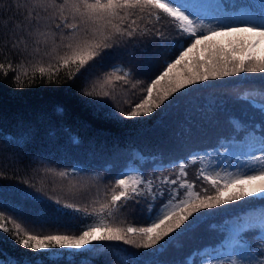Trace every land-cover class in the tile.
<instances>
[{"label":"trees","instance_id":"1","mask_svg":"<svg viewBox=\"0 0 264 264\" xmlns=\"http://www.w3.org/2000/svg\"><path fill=\"white\" fill-rule=\"evenodd\" d=\"M15 2L0 0V11ZM184 2L219 11H224L225 5L237 15L246 10L264 13V0ZM231 5L241 7L233 9ZM235 17L237 23H249L245 16ZM56 22L53 19L44 30L52 32L59 44L60 34L54 31ZM137 24L152 31L147 35L117 38V46L105 50L106 58L91 70L87 79L69 80L67 70H61L53 77V84L47 80L42 82L37 76L29 87V78L22 77L25 87L19 88L13 80L16 73L9 71L5 77L0 72V211H4L6 217L37 220L43 224L39 229L43 234H78L95 217L85 219L83 212L62 205L74 204L92 212L99 207L93 201L102 200L114 180L127 173L154 181L151 193L145 188V196L138 197V203H130L126 211L118 214L124 221L122 226H145L152 195L167 189L168 186L161 183L163 178H177L179 163L197 161L188 164L187 179L192 181L196 180L199 168L209 165L223 169L222 174L245 171L244 164L236 167L237 162L249 161L253 145L264 148V140L258 143L264 137V110L256 106L264 103V74L260 73H244L193 85L182 90L183 94L174 93L148 116L130 119L121 115L143 99V89L171 59L169 45L182 39L174 22L164 16L159 23L137 19ZM157 29L164 33L165 39L152 34ZM137 31L139 33V29ZM43 51L42 46L41 54ZM22 59L16 49L0 39V63H12L15 68ZM116 66L131 72L128 83L113 77L111 87L115 88L116 99L84 95L94 86L97 93L108 90L110 86L101 88L103 78ZM245 96L247 100L243 99ZM104 104L110 107H101ZM60 173L67 176L61 177ZM196 184L197 189L209 187L200 180H196ZM65 192L67 197L61 198L57 205L52 197L55 193L62 197ZM90 192L92 194L86 197ZM161 202L157 200L156 207ZM241 221H249L246 239L257 257L264 259L259 257L260 251H264V240H261L264 239V201L249 197L246 201L207 210L195 229L181 233L179 239L171 243L162 242L163 247L157 245L150 249L136 248L122 241H106L89 246L95 251L57 248L33 252L0 230V262L216 264L225 261L227 264V260L236 255L234 230Z\"/></svg>","mask_w":264,"mask_h":264},{"label":"snow or ice","instance_id":"2","mask_svg":"<svg viewBox=\"0 0 264 264\" xmlns=\"http://www.w3.org/2000/svg\"><path fill=\"white\" fill-rule=\"evenodd\" d=\"M223 7L226 16L254 14L247 11L237 15L227 6ZM231 7L235 9L238 6ZM248 7L251 8L250 5ZM255 15L258 17L256 23H230L219 18L214 19L213 25L205 24L199 16L189 13L178 0H16L0 11V39L16 49L24 59L15 68L12 63H0V72L5 77L9 71L16 73L13 80L19 88L25 87L22 77L29 78V87L37 76L42 82L47 80L53 84V77L61 70H67L69 80L77 77L87 79L91 70L106 58L105 50L117 46V38H132L152 31L147 26L140 28L137 19L159 23L164 16L174 22L182 39L169 45L172 49L171 59L165 62L164 70L143 89V99L131 105L129 111L121 112L126 118H140L151 115L174 93L183 94L182 90L190 89L193 85L244 73L264 74V48H261L264 45V13ZM53 19L58 21L54 24V31L60 34L59 44L52 32L44 30ZM152 34L165 39L159 29ZM217 37L224 39L217 40ZM130 76V71L116 66L103 78L101 88L110 86L108 90L97 93L94 86L84 95L116 99L113 95L115 88L111 87L113 77L116 81L128 83ZM243 99L247 100L248 97ZM256 106L264 110V103ZM248 135L252 136L251 133ZM261 140L264 137L258 143ZM260 153L259 156L251 155L245 171L222 174L223 169L218 170L211 165L199 168L196 180L209 185L199 189L196 180L187 179L188 164H196L197 161L190 159L188 163H179L177 178H163L161 183L167 185V189L152 195L145 226H122L124 221L119 219L118 214L126 211L130 203H138L137 198L145 196V188L151 193L154 181L145 180L140 174L125 173L105 190L102 200L93 201L99 207L92 212L74 204L62 205L66 209L83 212L85 219L95 217L78 234H43L39 231L43 227L39 221L11 215L6 217L4 211H0V230L8 233L21 247L33 252L57 248L95 251L89 246L94 242L106 241H122L143 249L157 245L163 247L162 242L171 243L179 239L181 233L195 229L199 218L207 210L246 201L249 197H259L264 201V151ZM60 176H67V173H60ZM157 200L162 201L158 207ZM55 203L59 205L60 200L57 199ZM249 229V221H241L235 228L236 256L240 259L231 256L227 264H264V259L257 257L246 239ZM259 257H264V251H260ZM216 264H225V261H217Z\"/></svg>","mask_w":264,"mask_h":264},{"label":"rangeland","instance_id":"3","mask_svg":"<svg viewBox=\"0 0 264 264\" xmlns=\"http://www.w3.org/2000/svg\"><path fill=\"white\" fill-rule=\"evenodd\" d=\"M184 1V0H183ZM182 0H178V3H181L185 8L187 7V9H189L192 13H194L195 15L199 16L201 19H204V23L205 24H215V21L214 19H219V18H224V21L227 22V19L228 17L230 16H226L225 15V12H222V11H219L215 8H201L199 7L198 5L196 4H190V3H187V2H183ZM240 5H238V8L240 9ZM186 9V10H187ZM188 11V10H187ZM189 12V11H188ZM252 23H256L258 22V19L256 18V16H252ZM209 21V22H208ZM261 48H264V45H261ZM254 147L252 148V153L256 154V155H261L260 151H263V148H261L260 146H256V145H253ZM251 160V158L249 159V161ZM249 161H242V160H239L237 162V165L236 167L240 168V165L241 164H244V169H246L245 165L249 162ZM247 170V169H246ZM197 185V184H196ZM90 188V186H88ZM66 188L69 190V187L66 186ZM57 193V191H56ZM55 193V194H56ZM54 194V196L52 197L54 200H60L61 198H66L67 197V192H65V194L62 196V197H57L56 195ZM92 194V192L90 193H87L86 197L90 196ZM234 257L236 259H240L239 256H236L234 255Z\"/></svg>","mask_w":264,"mask_h":264},{"label":"bare ground","instance_id":"4","mask_svg":"<svg viewBox=\"0 0 264 264\" xmlns=\"http://www.w3.org/2000/svg\"><path fill=\"white\" fill-rule=\"evenodd\" d=\"M183 1V0H182ZM184 2V1H183ZM190 4H192V3H190ZM186 9H187V7H186ZM187 10H189V9H187ZM195 15V14H194ZM203 21H205L204 19H203ZM209 22V21H208ZM166 145H169L168 143H166Z\"/></svg>","mask_w":264,"mask_h":264}]
</instances>
